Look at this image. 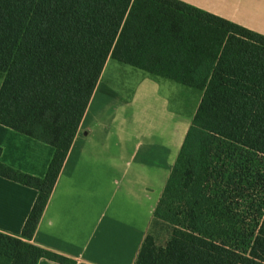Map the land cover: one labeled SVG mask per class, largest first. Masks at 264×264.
Listing matches in <instances>:
<instances>
[{
	"label": "trees",
	"instance_id": "1",
	"mask_svg": "<svg viewBox=\"0 0 264 264\" xmlns=\"http://www.w3.org/2000/svg\"><path fill=\"white\" fill-rule=\"evenodd\" d=\"M109 59L203 93L135 264H264V35L178 0H0V124L54 148L0 163L38 192L0 261L76 264L32 241Z\"/></svg>",
	"mask_w": 264,
	"mask_h": 264
},
{
	"label": "crops",
	"instance_id": "2",
	"mask_svg": "<svg viewBox=\"0 0 264 264\" xmlns=\"http://www.w3.org/2000/svg\"><path fill=\"white\" fill-rule=\"evenodd\" d=\"M178 1L264 35V0ZM112 61L32 241L76 264L136 263L203 96L197 90L192 109L180 101L175 107V82L143 71L134 85L117 87L109 78L116 69L109 70ZM2 84L0 75V89ZM0 148L1 164L39 178L54 154L53 147L1 124ZM37 196V190L0 176V232L20 237Z\"/></svg>",
	"mask_w": 264,
	"mask_h": 264
},
{
	"label": "rangeland",
	"instance_id": "3",
	"mask_svg": "<svg viewBox=\"0 0 264 264\" xmlns=\"http://www.w3.org/2000/svg\"><path fill=\"white\" fill-rule=\"evenodd\" d=\"M116 66V69L109 75V78L114 80L117 87H130L134 85L137 78L140 76L142 71L135 69L131 66L121 64L117 61H112L110 65V71H112L113 67ZM176 91L173 94L172 101L173 105L175 107H179L178 102L180 103H189L191 106H189V109H192L193 107H196V103L198 101V98L200 96V93L197 90L186 88L184 86H181L179 84H176ZM181 107V106H180ZM187 109V108H185ZM264 190V183L261 187ZM160 226H156V234L159 235V241L163 243L165 241V229L161 227L164 223H159ZM0 264H7L6 262L0 261Z\"/></svg>",
	"mask_w": 264,
	"mask_h": 264
}]
</instances>
